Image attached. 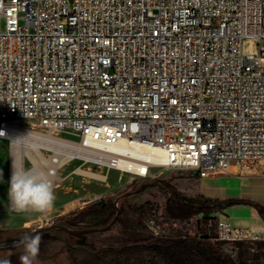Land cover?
<instances>
[{
  "label": "built area",
  "instance_id": "2783aa9c",
  "mask_svg": "<svg viewBox=\"0 0 264 264\" xmlns=\"http://www.w3.org/2000/svg\"><path fill=\"white\" fill-rule=\"evenodd\" d=\"M263 40L264 0H0V139L30 145L53 190L74 161L264 175Z\"/></svg>",
  "mask_w": 264,
  "mask_h": 264
},
{
  "label": "rangeland",
  "instance_id": "374dc122",
  "mask_svg": "<svg viewBox=\"0 0 264 264\" xmlns=\"http://www.w3.org/2000/svg\"><path fill=\"white\" fill-rule=\"evenodd\" d=\"M1 27L4 28V20ZM261 45L264 47V40ZM12 148L7 140L0 139V240L51 223L65 224L67 220L74 222L72 225L75 226L70 227L79 229L106 226L117 213L115 200L126 192H133L119 200V216L107 230L61 231L64 237L49 233L41 235L39 254L31 258V264H167L157 253L143 247L160 238L202 239L220 247L238 262L239 254L245 253L244 263L264 264V237L253 234L252 239L242 241L220 238L218 220L221 208L209 206L186 218L173 217L167 210L168 203L177 195L193 199L201 195L228 198L225 197L226 180L260 174L232 168L234 174L214 172L198 178L192 171L162 168L157 176L142 178L74 161L61 168L59 182L53 190L54 205L47 214H42L31 209H10ZM22 163L25 171L32 168L26 156H23ZM82 170L92 174H85ZM24 251L23 245L1 249L0 260L21 264L20 256Z\"/></svg>",
  "mask_w": 264,
  "mask_h": 264
},
{
  "label": "trees",
  "instance_id": "16d2710c",
  "mask_svg": "<svg viewBox=\"0 0 264 264\" xmlns=\"http://www.w3.org/2000/svg\"><path fill=\"white\" fill-rule=\"evenodd\" d=\"M195 175L199 178L198 174ZM209 206L221 209L233 206L252 207L256 209L264 221V205L246 198H205L201 195L193 199L177 195L168 203L167 210L173 217L186 218ZM73 223V221L67 220L65 224L75 226L72 225ZM66 241L72 245L70 240ZM143 247L157 253L167 264H247L243 262L245 253L239 254L238 262L220 247L202 239L160 238L149 244H144Z\"/></svg>",
  "mask_w": 264,
  "mask_h": 264
},
{
  "label": "clouds",
  "instance_id": "9594fccd",
  "mask_svg": "<svg viewBox=\"0 0 264 264\" xmlns=\"http://www.w3.org/2000/svg\"><path fill=\"white\" fill-rule=\"evenodd\" d=\"M4 135L0 132V136ZM9 198L11 206L17 210H28L47 213L54 205L55 195L52 181L47 175L13 168L9 179ZM41 235L23 237L17 246H24V254L20 256L21 264H31V258L39 254ZM0 264H10L8 260H0Z\"/></svg>",
  "mask_w": 264,
  "mask_h": 264
},
{
  "label": "crops",
  "instance_id": "0c3cea01",
  "mask_svg": "<svg viewBox=\"0 0 264 264\" xmlns=\"http://www.w3.org/2000/svg\"><path fill=\"white\" fill-rule=\"evenodd\" d=\"M225 186V197L251 199L264 205V175L237 176L234 180H226ZM221 210L220 219L230 220L235 226L251 229L254 232L258 225H264L255 208L233 206Z\"/></svg>",
  "mask_w": 264,
  "mask_h": 264
},
{
  "label": "bare ground",
  "instance_id": "6f19581e",
  "mask_svg": "<svg viewBox=\"0 0 264 264\" xmlns=\"http://www.w3.org/2000/svg\"><path fill=\"white\" fill-rule=\"evenodd\" d=\"M12 145H13V148H12V154H11V172L13 171V168H15L16 170L23 169V163H22L23 156L29 155L32 158L30 145L22 143V141H20V139H18V138L13 140ZM152 151H158V149H153V150H146V149L136 150L135 149V150H132V152L136 155V157L145 160L144 161L145 163L147 161L154 162V155H152ZM37 159H38V162H40V163L45 161L42 157H39ZM30 171L34 172V173L44 174L43 168L39 167V166L31 169ZM82 172L85 174H92V173L86 172L84 170H82ZM99 177H102L104 179L103 176H99ZM207 190H208V188H207ZM255 231H256L255 234L257 236L264 237V225H258L256 227Z\"/></svg>",
  "mask_w": 264,
  "mask_h": 264
},
{
  "label": "water",
  "instance_id": "95a60500",
  "mask_svg": "<svg viewBox=\"0 0 264 264\" xmlns=\"http://www.w3.org/2000/svg\"><path fill=\"white\" fill-rule=\"evenodd\" d=\"M160 184V183H158ZM161 186H163L162 184H160ZM171 190H173L172 188H170ZM133 192H126L122 195H120L116 200H115V204L117 205V213L114 216V218L112 219L111 222H109L106 226L103 227H90V228H73L70 227L66 224H61V223H51L50 225H46V226H42L38 229L29 231V232H25L19 235H15L12 237H8V238H4L0 240V250L1 249H5V248H11L17 245V243L25 236H29V235H35V234H39V235H43V234H47L50 233V231L52 229H58V230H64L67 232H71V233H87V232H96V231H104L109 229L116 221L117 218L119 216L120 213V208L118 207V202L120 199H122L124 196L131 194Z\"/></svg>",
  "mask_w": 264,
  "mask_h": 264
},
{
  "label": "flooded vegetation",
  "instance_id": "af4514ba",
  "mask_svg": "<svg viewBox=\"0 0 264 264\" xmlns=\"http://www.w3.org/2000/svg\"><path fill=\"white\" fill-rule=\"evenodd\" d=\"M61 231H64V230L52 229L49 234H52L55 237H60V236L64 237Z\"/></svg>",
  "mask_w": 264,
  "mask_h": 264
}]
</instances>
